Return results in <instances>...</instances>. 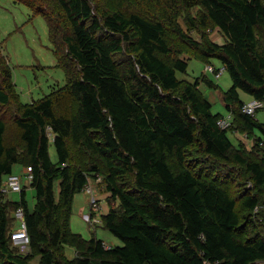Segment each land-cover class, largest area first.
<instances>
[{"label": "trees", "instance_id": "16d2710c", "mask_svg": "<svg viewBox=\"0 0 264 264\" xmlns=\"http://www.w3.org/2000/svg\"><path fill=\"white\" fill-rule=\"evenodd\" d=\"M12 1L46 21L65 82L29 104L14 101L11 68L0 51V105L13 100L18 138L17 143L6 141L7 126L0 117V264H27L31 249L39 252L41 264L264 260V215L259 214L258 197L234 196L186 165L234 160L256 189L264 188L263 163L248 160L241 145H233L229 127L217 124L230 114L232 124L256 130L264 138V124L241 111V93L264 107V55L256 35L257 28L264 29L262 0H141L148 4L143 12H105L92 0H54L56 11L44 10L45 0ZM181 17L187 32L178 23ZM209 29H217L223 42L211 41ZM188 32H196L200 40ZM172 34L198 50L204 61L213 58L224 65L230 87L222 90L205 77L180 80L177 74H186L188 61L170 45ZM199 82L216 91L223 113L212 111L210 101L198 91ZM48 131L56 161L49 154ZM72 150L100 160L102 169L98 162L72 166ZM23 157L34 207L23 184L9 200L1 191L4 176L13 173L15 164H23ZM170 159L178 164L177 171ZM91 177H102L109 197L117 202L116 207L108 203L104 214L93 215L121 245L105 248L96 236L84 240L69 231L73 197ZM55 183L65 206L60 220ZM238 200L255 213L257 222V231L246 238ZM19 206L29 236L25 252L10 239L16 227L12 213ZM65 246L77 249V256H64Z\"/></svg>", "mask_w": 264, "mask_h": 264}, {"label": "rangeland", "instance_id": "374dc122", "mask_svg": "<svg viewBox=\"0 0 264 264\" xmlns=\"http://www.w3.org/2000/svg\"><path fill=\"white\" fill-rule=\"evenodd\" d=\"M143 3L141 0H92V5L98 4V9L105 12H112L114 10H122L125 12L141 11L148 8L147 2ZM264 4V0H262ZM36 4L38 2L36 1ZM36 6V5H35ZM57 10V5L54 0H45L44 10L52 8ZM39 10V9H37ZM197 9H192L193 15L196 14ZM178 23L181 28L187 32V27L181 18H178ZM189 36L199 41L200 37L196 32H188ZM208 38L216 43H222L223 39L217 29L207 30ZM256 35L258 38V46L260 52L264 55V29L257 28ZM170 45L179 52L181 58L188 61L186 74H177L180 80L194 81L199 78H206L218 85L222 90H226L231 85V79L227 71L223 72L219 78H215L212 73L206 71V67L211 64L213 67H220L221 63L217 59L210 58L209 62L204 61L201 53L194 49L193 46L180 40L174 34L171 35ZM56 48L62 52L63 47L56 45ZM53 46L49 41L48 27L42 15L33 13L28 7L23 4L14 3L12 0H0V51L3 59L11 68L12 82L14 84L16 98L23 104H29L33 100H38L44 95L48 94L55 85L62 86L65 82L63 71L58 67L54 53ZM3 79L0 78V88L2 87ZM57 87V86H56ZM198 91L212 104L213 112H224L220 104L216 91L207 87L204 83L199 82ZM242 96H246L241 93ZM0 117L4 120L7 126L5 138L10 143H17V128L14 123V102L12 100L9 105H0ZM254 120L264 124V107L256 110L253 116ZM229 137L234 146L241 145L240 148L244 150L245 156L248 160L263 163L264 167V138L258 131L249 132L238 123H231L229 126ZM49 140V154L52 161H56L55 148L52 144L53 134L48 131ZM236 147L233 148V151ZM200 158V156H196ZM195 157V158H196ZM192 160V158H189ZM23 164H15L13 173L20 176L25 188V192L31 197L32 207L35 206L34 198L32 197V188L29 185V178L25 177L26 173L30 172L27 167L26 159L23 157ZM234 160H221L217 164H186L188 167L198 173L206 180H214L223 188L227 189L234 196H240L243 193H249L258 197L260 206L259 214L264 215V188H255L253 183L248 179L245 168L233 162ZM90 162H98L102 169V162L88 153H81L77 150H72V157L70 163L72 166H88ZM174 171L178 170V164L174 159H170L169 164ZM6 181V176L3 178V183ZM89 185L92 187L94 197L101 202L103 214L107 208L108 203L111 207H116L117 202L113 201L106 190V185L102 177L89 178ZM89 188V186H88ZM87 188H85L86 190ZM95 191V192H94ZM30 192V193H29ZM11 195L6 194L8 200ZM55 202L59 204L58 216L60 220L65 210V206L61 204L59 196V188L57 183L54 186ZM86 191L77 193L72 200L71 210L68 218L69 231L72 234L80 235L82 239L88 240L92 236L102 239L107 247L113 245H121V242L112 236L107 230L100 225L96 227H88V223L84 222L83 214L90 210V198ZM98 201V202H99ZM237 210L240 217V225L243 226V238L252 236L257 228L253 225L256 222L255 213L246 210L241 200L237 201ZM14 211V210H12ZM14 214L12 213V216ZM255 221V222H254ZM261 223V221H258ZM13 224L17 225L15 221ZM12 224V225H13ZM255 224V225H256ZM259 224V223H258ZM254 225V226H255ZM264 229V223L262 226ZM259 230V229H258ZM65 248V252H64ZM63 249L64 256L68 259L75 258L78 254L77 249L70 246H65ZM27 264H41V255L37 250H30L25 258ZM256 264H264V260H259Z\"/></svg>", "mask_w": 264, "mask_h": 264}, {"label": "built area", "instance_id": "2783aa9c", "mask_svg": "<svg viewBox=\"0 0 264 264\" xmlns=\"http://www.w3.org/2000/svg\"><path fill=\"white\" fill-rule=\"evenodd\" d=\"M206 71L208 73H212L215 78H219L221 74L226 71V68L224 65H221L220 67H213L211 64H209V66L206 67ZM260 107H262V102H260L257 99H250L243 103V105L241 106V111L245 115L254 116L256 110L259 109ZM231 121H232V116L228 114L225 117L218 119L217 124L221 128H228L231 124ZM28 178L30 180L31 176L29 175ZM22 184L23 182L20 176L11 173L6 176V181L2 185L1 191L4 194L19 193L22 189ZM86 188L89 196H93V197L90 198V202H89L90 210L88 213L83 214V220L84 222L88 223V226L94 228L101 221L99 216L97 217L93 215V212L96 214L97 213L101 214L103 207L101 206V202L98 200V198L94 197L92 187L89 185V183L86 186ZM13 214H14V219L17 222V225L10 233L11 243L14 247L18 248L19 251L25 252L29 244V236L24 222V210L21 206H19L15 209ZM104 247L107 248L105 244Z\"/></svg>", "mask_w": 264, "mask_h": 264}, {"label": "crops", "instance_id": "0c3cea01", "mask_svg": "<svg viewBox=\"0 0 264 264\" xmlns=\"http://www.w3.org/2000/svg\"><path fill=\"white\" fill-rule=\"evenodd\" d=\"M246 95V94H245ZM241 98H242V100L244 101V102H246V101H248V100H250V99H252L249 95H246V96H242L241 95ZM29 173L30 172H28V173H26V175H25V177L27 178V177H29ZM15 174V173H14ZM86 188V187H85ZM83 191H86V193H87V190H83ZM95 192V191H94ZM89 227V226H88Z\"/></svg>", "mask_w": 264, "mask_h": 264}, {"label": "bare ground", "instance_id": "6f19581e", "mask_svg": "<svg viewBox=\"0 0 264 264\" xmlns=\"http://www.w3.org/2000/svg\"><path fill=\"white\" fill-rule=\"evenodd\" d=\"M12 194V193H11Z\"/></svg>", "mask_w": 264, "mask_h": 264}]
</instances>
